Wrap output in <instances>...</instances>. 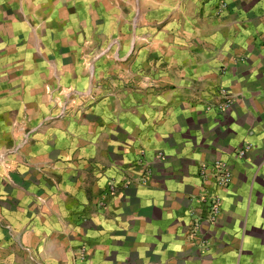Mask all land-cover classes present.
<instances>
[{
	"label": "crops",
	"instance_id": "0c3cea01",
	"mask_svg": "<svg viewBox=\"0 0 264 264\" xmlns=\"http://www.w3.org/2000/svg\"><path fill=\"white\" fill-rule=\"evenodd\" d=\"M9 1L34 13L35 0ZM6 3L0 64L27 61L17 48L33 29L4 19ZM168 41L138 60L163 70L109 74L87 108L37 129L45 89L37 98L32 71L18 81L0 66V264H264V0H205ZM221 86L234 96L225 111ZM216 160L226 188L199 172Z\"/></svg>",
	"mask_w": 264,
	"mask_h": 264
},
{
	"label": "rangeland",
	"instance_id": "374dc122",
	"mask_svg": "<svg viewBox=\"0 0 264 264\" xmlns=\"http://www.w3.org/2000/svg\"><path fill=\"white\" fill-rule=\"evenodd\" d=\"M35 1L34 13L25 15L19 2L7 0L6 6L15 10L3 18L32 28L34 41L28 46L18 45L19 58L26 56L27 61L0 66L18 74V81L21 74L32 71L37 98L45 89L51 106L38 117L37 129L57 119L66 120L75 105L87 108L94 82L104 83L109 74L163 70L168 63L159 58L150 62L149 57L145 65L138 60L152 56L160 40L169 43L175 30L184 35L187 19L193 14L200 16L205 0ZM43 74H50L49 83ZM28 137L25 132L19 144H25Z\"/></svg>",
	"mask_w": 264,
	"mask_h": 264
},
{
	"label": "built area",
	"instance_id": "2783aa9c",
	"mask_svg": "<svg viewBox=\"0 0 264 264\" xmlns=\"http://www.w3.org/2000/svg\"><path fill=\"white\" fill-rule=\"evenodd\" d=\"M219 100L214 104L219 111H225L234 100V96L231 92L224 86L218 89ZM213 105V104H212ZM199 172L203 178V182L213 181L214 185L219 188H226L231 182V169L229 166L221 160H216L210 166L202 165ZM109 193L115 192V183L110 182L108 184ZM205 200V198H202ZM206 203L207 215L204 216L205 220L213 222L216 220L220 212V196L218 194H213L208 198ZM199 223L198 218L194 221V226L191 229L190 235L192 236L197 231V225ZM86 255L85 248L82 246L78 252V257L83 259Z\"/></svg>",
	"mask_w": 264,
	"mask_h": 264
}]
</instances>
